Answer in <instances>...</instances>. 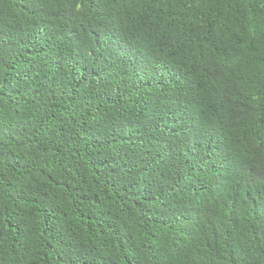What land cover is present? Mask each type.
I'll use <instances>...</instances> for the list:
<instances>
[{
	"label": "trees",
	"instance_id": "obj_1",
	"mask_svg": "<svg viewBox=\"0 0 264 264\" xmlns=\"http://www.w3.org/2000/svg\"><path fill=\"white\" fill-rule=\"evenodd\" d=\"M0 264H264V0H0Z\"/></svg>",
	"mask_w": 264,
	"mask_h": 264
}]
</instances>
